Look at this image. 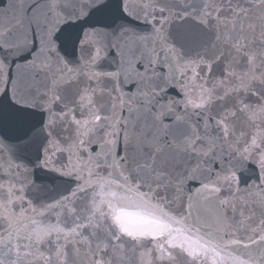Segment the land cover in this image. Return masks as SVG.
Here are the masks:
<instances>
[{"label":"snow or ice","instance_id":"snow-or-ice-1","mask_svg":"<svg viewBox=\"0 0 264 264\" xmlns=\"http://www.w3.org/2000/svg\"><path fill=\"white\" fill-rule=\"evenodd\" d=\"M255 65L264 0H0V205L53 229L37 243L0 223V264H264ZM193 73L232 88L206 117L215 127L197 130L211 144L175 147L171 118L164 135L130 130L138 98L182 95ZM131 191L164 232L114 222Z\"/></svg>","mask_w":264,"mask_h":264},{"label":"water","instance_id":"water-1","mask_svg":"<svg viewBox=\"0 0 264 264\" xmlns=\"http://www.w3.org/2000/svg\"><path fill=\"white\" fill-rule=\"evenodd\" d=\"M254 63V61H250ZM264 72V66L255 65ZM237 80L234 87H243L254 79V72L250 69L244 73H237ZM218 90H222L227 93L232 90L229 86H224L219 80L213 81L210 86H206L197 75L193 73L192 77L188 79L183 86L179 89L182 95L177 93H171L165 95L163 99L159 97L138 98L136 111L129 114L130 130L133 125L135 130L143 129L150 135L156 131H159L160 135H164L163 121L165 118L170 119L171 130L175 132L178 128L183 133L182 136L177 135L174 137L175 147L186 151L195 144L197 138H202L207 143L211 144L214 137L209 139L204 133L198 134V129L203 127L211 129L215 125H208L207 116L212 115L215 102L218 100ZM204 115L205 120L203 125L197 122V116ZM146 122L147 125L146 126ZM156 122L159 124V129H154L151 124ZM92 124H99V120L91 122ZM113 125L112 131L115 132V122L109 121ZM88 128V124L82 125V131ZM170 139H173L170 137ZM117 203L120 205L114 217V222L122 229L123 226H129L134 232H138L140 229V235H159L165 231V226L158 225L157 222L150 221L147 214L137 210L143 203V198L140 197L135 191L129 192L122 198H117ZM134 209L133 211L121 210ZM151 217V216H150ZM0 223H8L13 228H17L21 234L27 232L28 236L37 243L44 242L48 239L51 231L53 230L49 226L41 227L36 225L31 226L29 217L21 212H13L11 201L4 205H0ZM154 218V217H153ZM156 219V218H154ZM157 220V219H156ZM31 229V230H29ZM128 229V227H126ZM144 231V232H143ZM132 233V232H131Z\"/></svg>","mask_w":264,"mask_h":264}]
</instances>
